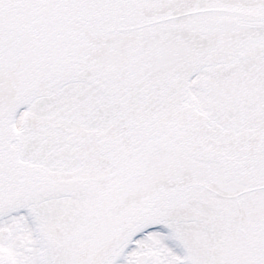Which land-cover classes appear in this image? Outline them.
<instances>
[{
	"label": "snow or ice",
	"instance_id": "obj_1",
	"mask_svg": "<svg viewBox=\"0 0 264 264\" xmlns=\"http://www.w3.org/2000/svg\"><path fill=\"white\" fill-rule=\"evenodd\" d=\"M0 264H264V0H0Z\"/></svg>",
	"mask_w": 264,
	"mask_h": 264
}]
</instances>
